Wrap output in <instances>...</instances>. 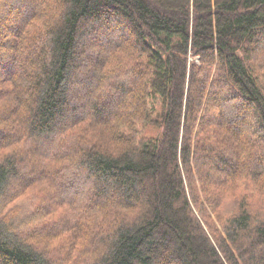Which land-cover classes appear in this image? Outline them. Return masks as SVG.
I'll return each instance as SVG.
<instances>
[{
  "label": "trees",
  "instance_id": "16d2710c",
  "mask_svg": "<svg viewBox=\"0 0 264 264\" xmlns=\"http://www.w3.org/2000/svg\"><path fill=\"white\" fill-rule=\"evenodd\" d=\"M2 1L0 264H264V0ZM116 20L133 37L79 72L84 25Z\"/></svg>",
  "mask_w": 264,
  "mask_h": 264
},
{
  "label": "rangeland",
  "instance_id": "374dc122",
  "mask_svg": "<svg viewBox=\"0 0 264 264\" xmlns=\"http://www.w3.org/2000/svg\"><path fill=\"white\" fill-rule=\"evenodd\" d=\"M2 3H4V0L2 1ZM3 14L5 15L6 13L4 12ZM116 21L117 22H114V21L110 22V26L107 29V33H110L109 35H102V31L98 27H96V24H92V25L87 24L88 26L84 25L83 28H86L85 30H88V34H86L83 37H80L74 45V49H75V53H74L75 61H74V63L75 64L77 63L80 66H82V68L79 70V72L82 69L86 68L87 66H92V63H93L92 61H93V58H95V56L106 53L107 47H104V46L106 44H109V42H110V41H108L109 38L111 40L116 39V38H122V39L128 40V38L133 37V35L130 36V35L126 34L127 28H126V24L124 22H122L120 20H116ZM2 25H3V21L0 20V29L2 28ZM91 26L93 28H95L94 32H92L90 30ZM2 31H3V29L0 30V34L2 33ZM45 45H47V42H43V43L37 42L30 50H28V52L31 56H34V55L39 53V47L40 46H43L42 47L43 51L47 50L48 49L47 47L50 46V44H48L47 46H45ZM83 45L85 47H83ZM256 53L258 55V59L262 60V58L264 56V47L261 45L258 46V48L256 49ZM22 65L25 66V61L22 62ZM23 69H24V67H23ZM26 70H28V68ZM120 80L124 84L127 85L128 90L132 87V85L134 83L130 74H126V75L122 76V78ZM109 87L111 88L112 86L110 85ZM109 87H108V83H107V88H109ZM101 88H97L93 84H90L86 81H83V82H78L76 85H71L70 89H69V93L75 92V91L76 92H78V91L84 92V91L90 90L91 94H92L94 92L97 93L98 91H101L102 90ZM89 100L91 103L98 101L97 97H95V95L90 96ZM123 101L124 100H122V98L120 100V98L118 96H113V98L109 102V105L108 106L106 104L104 105L105 108H104L102 113L107 114L110 111L115 112L118 110L125 111L127 109L126 103L128 102V98L126 99V102H123ZM98 102L102 103L100 101H98ZM87 110H88V108H87ZM85 111H86V107L82 106L81 108H79L77 110L76 114H83V113H85ZM152 116L155 117L156 112H153ZM70 117H72V114H66V115L62 116L61 118H58L57 121L62 122V121L69 119ZM241 118L242 117L240 115V116L236 117L234 121L231 122L233 127L238 132H239L238 127L241 128ZM143 127H145V132L147 134H150V135H155V133L157 131H159V129H160V128L156 127L155 123H150V122L144 123ZM238 132H236V133H238ZM243 136H244L243 134H240V135L235 134V137L233 138L232 142L234 143L236 141V139H243V138H241ZM250 142L252 143V139H250ZM36 143H38V141H36ZM71 146H72V142L66 141L64 143V145L62 146V148L69 150L71 148ZM199 163L204 168H207L210 165V162H206L203 159H201ZM24 165L29 166L28 163H25ZM249 167L252 168V166H250V165H249ZM32 172L33 171L30 168L23 170L18 180L9 182V184H8L9 189L15 187L23 179H25L27 176L31 175ZM78 180H79V182H77V183H79V185H76V187L73 186L72 188H69L68 190H70V191H68V190H65V191H67L66 193H68V194L70 193V194L76 196L77 200L84 201V199L81 197L85 194L87 189L90 188V184L87 181V179L83 176L78 177ZM110 190H111V188H108V190L106 189V191L108 193L105 197H111L114 195L113 191H110ZM116 193H117V196H122L121 193H118V192H116ZM104 200H105V198H98L97 200H95L93 206L105 205L103 203ZM51 260L53 263H55L57 261V260H55V257H52ZM172 263L173 264H179V262H177V260H173Z\"/></svg>",
  "mask_w": 264,
  "mask_h": 264
}]
</instances>
